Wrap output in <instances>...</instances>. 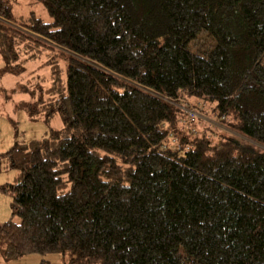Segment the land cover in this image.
I'll use <instances>...</instances> for the list:
<instances>
[{
    "label": "trees",
    "instance_id": "16d2710c",
    "mask_svg": "<svg viewBox=\"0 0 264 264\" xmlns=\"http://www.w3.org/2000/svg\"><path fill=\"white\" fill-rule=\"evenodd\" d=\"M21 1L0 0V75L33 64L29 115L61 127L1 156L3 260L264 264V0ZM184 98L219 127L191 134Z\"/></svg>",
    "mask_w": 264,
    "mask_h": 264
},
{
    "label": "rangeland",
    "instance_id": "374dc122",
    "mask_svg": "<svg viewBox=\"0 0 264 264\" xmlns=\"http://www.w3.org/2000/svg\"><path fill=\"white\" fill-rule=\"evenodd\" d=\"M28 3V0L21 1L19 11L23 16H27L29 14L30 8ZM33 11H35L36 15L43 20H50L41 5L35 7ZM181 17H184L183 14ZM182 38L184 43L193 53L201 52L202 44L205 43L206 45L211 41L205 35L199 36L197 40H194V38L191 37L185 38L184 32H182ZM1 69L2 64L0 62V72ZM33 69L34 65L30 64L26 66L24 73L19 75H0V159L3 161L0 162V186L11 183L17 176V172L7 168L3 157H1L14 145L16 141L23 140L24 142H29L31 140L40 139L47 134L50 127H61V121L57 116H55L49 124H47L43 121H34L29 115V108L33 102V93L36 92V88L32 87L30 77H28V73ZM183 102L188 108H192L193 111H195V109L197 111L198 107H202L195 102V100H187L184 98ZM196 116L197 117L193 122L196 134L202 131L204 127H209V125L219 127L218 123L214 119H210V117L203 119L197 113ZM212 129L215 130L217 134H221L219 130L214 128ZM235 137L238 138L239 136ZM10 202L11 200L9 197L0 193V224L11 218ZM13 221L17 222L18 219L14 217ZM29 256L31 257H28L27 259L20 258L10 262H14L15 264H17V262L19 264H25L27 261L29 262L27 264H65L62 257L57 254H32ZM0 260V264L7 263L2 257Z\"/></svg>",
    "mask_w": 264,
    "mask_h": 264
},
{
    "label": "built area",
    "instance_id": "2783aa9c",
    "mask_svg": "<svg viewBox=\"0 0 264 264\" xmlns=\"http://www.w3.org/2000/svg\"><path fill=\"white\" fill-rule=\"evenodd\" d=\"M186 113H187V120L185 121L184 124L187 126L188 123L189 124L193 123L197 116H196V112L193 111V110H190V111L186 110ZM189 124H188V130L190 128ZM189 131H190L191 134H195V130L191 129Z\"/></svg>",
    "mask_w": 264,
    "mask_h": 264
},
{
    "label": "crops",
    "instance_id": "0c3cea01",
    "mask_svg": "<svg viewBox=\"0 0 264 264\" xmlns=\"http://www.w3.org/2000/svg\"><path fill=\"white\" fill-rule=\"evenodd\" d=\"M28 257H31V256H29V255H26L25 257H23V258H21V259H27ZM50 257V256H49ZM49 257H47V258H49ZM0 259H1V255H0ZM1 261V260H0ZM45 261V260H44ZM43 261V262H44ZM46 262V261H45ZM23 263H24V261H23ZM27 263H29L28 261L27 262H25V264H27ZM48 263V262H47ZM6 264H15L14 262L13 263H11V262H9V263H6ZM17 264H19L18 262H17Z\"/></svg>",
    "mask_w": 264,
    "mask_h": 264
}]
</instances>
